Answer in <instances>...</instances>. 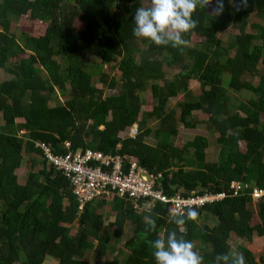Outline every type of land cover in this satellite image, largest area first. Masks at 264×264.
I'll list each match as a JSON object with an SVG mask.
<instances>
[{
	"label": "trees",
	"instance_id": "trees-1",
	"mask_svg": "<svg viewBox=\"0 0 264 264\" xmlns=\"http://www.w3.org/2000/svg\"><path fill=\"white\" fill-rule=\"evenodd\" d=\"M236 3L224 1L219 16L198 7L193 14L198 25L185 38L190 43L198 36L202 42L181 50L134 36L141 0H0V67L13 75L0 82V264H49L53 259L89 264L88 252L101 262L114 250V236L130 227L126 252L120 251L114 263L156 264L151 242L162 232L178 231L168 219L170 205L160 203L137 213L132 202L116 197L111 204L94 201L80 213L70 180L45 159L36 142L58 155L66 154L64 143L71 142L74 151L135 158L160 175L169 197L227 193L224 200L196 209L198 219L211 216L214 225L185 224L184 238L196 244L204 264L231 251L232 234L249 242L264 236V197L253 200L248 194L252 188L264 191V69L258 70L264 67V0H248L239 11ZM253 13L259 20L250 24ZM24 15L46 23L44 33L13 32V17ZM95 57L101 64L92 61ZM117 58L119 80L103 71ZM166 67L179 70L168 79ZM248 76L258 78L257 83ZM191 80L200 89L194 97L188 89ZM106 90L117 92L106 95ZM147 90L154 99L151 111L143 110ZM228 90L247 92L250 98L233 105ZM181 93L184 101L176 117L169 104ZM193 112L207 115L208 130L217 134L216 162L206 160L204 136L182 147L172 143L177 124L195 129L200 123ZM151 121L158 127H151ZM134 125L135 138L120 135ZM151 136L156 145L146 142ZM24 155L31 167L21 182L17 171ZM231 182L248 188L232 197ZM109 204L116 217L106 225L103 211ZM149 213L156 219L151 232L144 223ZM237 249L246 264H264V254L256 258L247 247Z\"/></svg>",
	"mask_w": 264,
	"mask_h": 264
},
{
	"label": "built area",
	"instance_id": "built-area-1",
	"mask_svg": "<svg viewBox=\"0 0 264 264\" xmlns=\"http://www.w3.org/2000/svg\"><path fill=\"white\" fill-rule=\"evenodd\" d=\"M128 136L135 138L138 125L128 128ZM124 137V136H122ZM45 159L54 165L57 171L70 180L72 192L79 203V212L94 201L112 203L114 198L127 199L132 202L137 213L153 209L155 204L170 205V208L184 209L202 208L224 200L225 192H204L188 196L180 194L169 197L160 183V175L151 172L135 158H125L121 154H104L87 149L86 151L72 149L71 142H65L66 154H55L45 143L36 142ZM248 188L245 184L231 182L230 195L238 197ZM248 194L253 200L264 197V191L252 188Z\"/></svg>",
	"mask_w": 264,
	"mask_h": 264
},
{
	"label": "clouds",
	"instance_id": "clouds-1",
	"mask_svg": "<svg viewBox=\"0 0 264 264\" xmlns=\"http://www.w3.org/2000/svg\"><path fill=\"white\" fill-rule=\"evenodd\" d=\"M235 0H229L234 4ZM213 4V0H150L147 7L136 9L133 34L137 38H144L157 46L171 45L183 50L189 40L185 35L196 29L198 20L193 18L197 8L206 9ZM248 0H239L235 4L236 10L247 8ZM224 12V0H215L212 16H219ZM198 211L194 207L186 210L173 208L169 211V222L177 226V230L163 232L151 242L156 264H204V257L193 241L186 240L185 224L187 221H197ZM146 231H155L156 219L151 213L144 216ZM214 264H246L242 253L231 250L227 254L215 257Z\"/></svg>",
	"mask_w": 264,
	"mask_h": 264
},
{
	"label": "rangeland",
	"instance_id": "rangeland-1",
	"mask_svg": "<svg viewBox=\"0 0 264 264\" xmlns=\"http://www.w3.org/2000/svg\"><path fill=\"white\" fill-rule=\"evenodd\" d=\"M226 2H229V0H224ZM142 3V7H147L150 4V0H141ZM215 7V0H213V4L210 5L207 9V12L209 15H211L212 9ZM256 12V11H255ZM212 16V15H211ZM259 19H257L256 14L253 13L251 15V21L250 24L252 22H255ZM76 24L79 28H82L84 26L83 22L81 20H77ZM46 28V23H43L41 21L38 20H33L29 17V15H24L21 17H13L12 22H11V30L17 34H20L21 32L25 31L27 33L33 34V35H41L44 33ZM231 33H235L236 31H229ZM248 32H252L251 27H248ZM254 32V31H253ZM220 38H222V40H225L226 36L224 34H219ZM202 42V39H200L198 36H194L191 40V42L189 43V46H199L200 43ZM140 47H142L143 49H146V45L145 44H141ZM60 59V58H59ZM92 61L94 63L97 64H101V60H98L96 57L92 59ZM120 59L117 58L116 60H114L111 64L109 65H104V72H106L110 77H116L118 80L120 78V73L118 71V64H119ZM264 69V67L262 65H260L258 67V70L261 72ZM166 72H167V78L171 79L173 77L174 74H176L178 72V68L177 67H166L165 68ZM13 75L9 72H7L5 69H3L2 67H0V82L10 79ZM247 79L253 83H257L258 78H254V77H247ZM97 86L99 88H103L102 85L99 83L97 84ZM67 87L69 88L70 85L68 84ZM188 89L190 92V95L197 96L200 94V89H199V84L198 82L191 80L188 84ZM116 93L117 91H110V90H106V95H109L110 93ZM228 94L231 98V102L233 105L235 104H239L241 102H246L249 98H250V94L247 92H234L231 90H228ZM142 98L144 100V106H143V110L144 111H151L152 107H153V103H154V99L153 96L151 94V92L149 90L142 92ZM184 101V95L181 93L179 94L176 98L171 99L170 104H169V110H173L176 114V117L179 116V107H178V103ZM193 118H195L198 122H200L199 124H197L195 129H187L184 128L181 124H177L176 128H177V135L176 137H174L172 139V143L174 146L176 147H182L185 143L191 141L196 135H201L204 136L207 141H208V147L206 149V160L208 162H216L218 160V156H219V146L216 144V139H217V134H213L211 133L208 128H207V124H206V120H207V115H205L204 113L201 112H193ZM3 123V118H2V114L0 113V124ZM151 127L153 128H157L158 127V123L155 121H151L150 123ZM129 129H127L126 131L120 133L121 136H128ZM146 142L151 144V145H156L157 140L155 139L154 136H151L149 138L146 139ZM243 148V146H241ZM30 164H29V155L25 156L24 155V161H23V165L21 167V170L19 169L17 171V175L20 176V181L23 182V179L25 180L29 174L30 171ZM111 204V203H110ZM107 205L106 208L103 211L104 214V219H105V224L109 225L110 223H113L115 221V217H116V213L113 211L112 206L111 205ZM208 219L206 220L203 216L202 218H199L197 221L200 224L201 222L203 223H207L209 225H214L216 223V220L211 217L208 216ZM257 220L256 218L253 221V224L256 223ZM132 229L131 227L128 229L127 233L122 235V236H114V250L112 251H108L106 256H104L103 261H98L96 257H94L93 252H88L87 256L85 257V261H87L89 264H117L114 263V258L116 256H118L119 259H121L122 255L119 254L117 255L120 251L125 250L124 245L126 240L131 236L132 234ZM77 232V226L72 227V235H76ZM95 244L97 245V241H94ZM238 246H244L249 248L253 254L255 255L256 258H258L259 256L264 254V236L262 237H257L254 236L253 240L251 242L237 238L234 236V234L231 235L230 237V248L231 250H236L238 251L237 247ZM126 252V250H125ZM49 264H57L56 261H51V263ZM119 264H123V263H119Z\"/></svg>",
	"mask_w": 264,
	"mask_h": 264
},
{
	"label": "crops",
	"instance_id": "crops-1",
	"mask_svg": "<svg viewBox=\"0 0 264 264\" xmlns=\"http://www.w3.org/2000/svg\"><path fill=\"white\" fill-rule=\"evenodd\" d=\"M19 178H21V177L19 176ZM23 181H25V180L23 179Z\"/></svg>",
	"mask_w": 264,
	"mask_h": 264
}]
</instances>
